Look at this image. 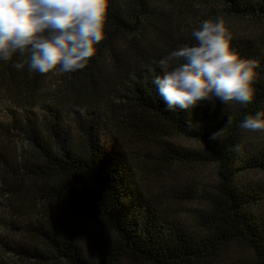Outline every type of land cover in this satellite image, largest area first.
<instances>
[{
    "label": "trees",
    "instance_id": "obj_1",
    "mask_svg": "<svg viewBox=\"0 0 264 264\" xmlns=\"http://www.w3.org/2000/svg\"><path fill=\"white\" fill-rule=\"evenodd\" d=\"M215 17L259 62L254 102L166 111L157 62ZM23 59L0 62V264H264V132L238 127L264 110V0H109L84 70L12 67ZM177 164L214 171L189 225L167 221L139 182Z\"/></svg>",
    "mask_w": 264,
    "mask_h": 264
},
{
    "label": "clouds",
    "instance_id": "obj_2",
    "mask_svg": "<svg viewBox=\"0 0 264 264\" xmlns=\"http://www.w3.org/2000/svg\"><path fill=\"white\" fill-rule=\"evenodd\" d=\"M109 0H0V62L24 57L12 67L30 73L84 70L105 39ZM194 44H183L159 59L156 86L165 110L189 113L202 103L252 104L259 62L233 47L232 32L221 17L192 30ZM246 132H264V110L238 124ZM220 135L213 132L209 140Z\"/></svg>",
    "mask_w": 264,
    "mask_h": 264
},
{
    "label": "rangeland",
    "instance_id": "obj_3",
    "mask_svg": "<svg viewBox=\"0 0 264 264\" xmlns=\"http://www.w3.org/2000/svg\"><path fill=\"white\" fill-rule=\"evenodd\" d=\"M226 22L231 28L239 32L244 29V32L253 30V33H257L259 29L257 28L258 25L252 26L251 22L232 19L226 20ZM176 142L185 147L199 148L197 144L183 138H177ZM159 169L163 170L164 168L160 167ZM164 172L155 181L139 179L141 188L160 203L167 221L178 220L189 225L192 220L190 213L193 210L192 202H190L191 196L196 191V187L213 182V168L200 164L193 166L177 164L169 170H164Z\"/></svg>",
    "mask_w": 264,
    "mask_h": 264
}]
</instances>
